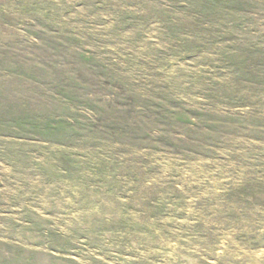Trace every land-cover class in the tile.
I'll return each mask as SVG.
<instances>
[{"label": "rangeland", "instance_id": "374dc122", "mask_svg": "<svg viewBox=\"0 0 264 264\" xmlns=\"http://www.w3.org/2000/svg\"><path fill=\"white\" fill-rule=\"evenodd\" d=\"M0 264H264V0H0Z\"/></svg>", "mask_w": 264, "mask_h": 264}]
</instances>
